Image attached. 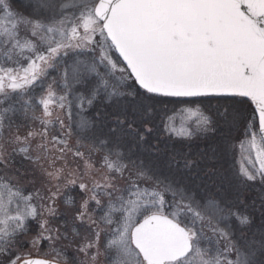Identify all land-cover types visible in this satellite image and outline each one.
Wrapping results in <instances>:
<instances>
[{
  "label": "snow or ice",
  "instance_id": "snow-or-ice-1",
  "mask_svg": "<svg viewBox=\"0 0 264 264\" xmlns=\"http://www.w3.org/2000/svg\"><path fill=\"white\" fill-rule=\"evenodd\" d=\"M22 8L13 12L9 0H0V105L13 93L19 95V107H0V141L18 113L22 121H39L42 128L29 127L20 135L25 125H16V134L7 141L16 146L13 155L23 158L20 168L10 167L15 161L0 143V168L17 178L13 183L7 171L0 176V264H56L29 258L19 248L30 220L38 225L34 246L61 239L59 229L44 218L56 216L61 185L55 184L56 191L49 189L44 197L39 191L25 195L18 181L35 172L24 168V161L41 167L49 182L62 178V168L49 171L41 160L50 157L52 148L61 153L56 158L63 159L70 150L73 124L82 139L92 141L93 151H103L102 167L108 173L91 187L71 173L65 178L64 187L78 186L86 194L70 209L73 220L96 225L78 242L76 250L84 257L78 264H96L100 223L112 226L104 245L109 264H264V190L258 204L257 199H244L249 182L264 183V0H26ZM21 26L38 38L39 46L21 36ZM69 51L75 53L71 64L64 59ZM22 60L28 61L26 67ZM49 69L59 71V78L45 85L41 77L48 76ZM33 86L42 90L38 97L30 93ZM224 97L247 98L254 105L251 121L258 133L250 127L246 134L259 166L242 168L233 190L218 188L221 199L209 197L201 203L184 177L198 169L201 160L210 163L216 148L198 159L170 151L159 139L154 117L162 98H206L212 115L199 106L186 110L194 117V130L177 129L172 117L163 130L187 138L222 130L226 138L244 117L234 105L221 111L211 104ZM38 109L41 115H36ZM56 110L72 123L66 126L55 116V124L67 130L64 139L52 136L50 148L49 126H54ZM89 111L91 116H85ZM36 137L41 142L33 150ZM74 155L83 157L79 150ZM125 172L127 187L120 189L115 182L125 179ZM213 174L206 168L205 175ZM90 201L95 209L90 210ZM65 203L73 205L72 198ZM96 209L102 212L99 222L92 215ZM254 214L260 217L259 227H254ZM232 219L238 222L235 229Z\"/></svg>",
  "mask_w": 264,
  "mask_h": 264
},
{
  "label": "trees",
  "instance_id": "trees-1",
  "mask_svg": "<svg viewBox=\"0 0 264 264\" xmlns=\"http://www.w3.org/2000/svg\"><path fill=\"white\" fill-rule=\"evenodd\" d=\"M13 5L15 8V12L17 11H24L22 8V3L20 0H13ZM27 15V12H25ZM24 29L21 26V30ZM25 35L23 34L22 37ZM28 38L33 39V37L28 34ZM48 71H51L49 69ZM59 74V72H58ZM59 77V76H58ZM41 82V81H40ZM40 84V83H39ZM40 87H37L35 91L40 92ZM41 93V92H40ZM19 96L17 94H12V99L10 101H6L4 105H0V107H6L9 103L16 104L17 107H19V104L17 103V100ZM164 100V103L160 106L161 110L155 115L154 122L160 129L159 139L164 141L167 145L169 150H178L183 153H186L190 159H198L200 154L202 153H208L211 155V148H216V153L214 159L208 163L206 161L201 160L200 161V167L198 169H193L190 173H187L185 175V179L187 180L188 186L193 188L197 192V199L203 203L207 198L211 197L214 199H221V192L218 191L219 189H226V190H233V185L237 183V173L238 170L235 165V159L232 154L233 150V144L237 140L241 138L243 135V132L248 129L247 124H252L251 117L255 115L253 109L254 105L250 101L247 100V98L243 97H224V98H218V99H212L211 104L213 106H219V109H222L223 107H227L229 105H226L230 103V105H234L236 108L240 109L242 111L244 119H242L235 128L231 129L227 137L225 138L224 135H222V130H218L217 133L214 134H208V136H204L202 134L199 135H193L190 138H182V139H175L169 136L167 133L163 130V121L166 120L165 116H163L166 109H170L171 105H175L179 107L182 106H192L197 107L199 106L202 111H204L206 114L209 111L208 108V101L206 98H162ZM180 100H188V101H195V102H187V103H181L178 102ZM237 101H243V103H237ZM167 106V107H166ZM42 109L40 111L36 112V115H41ZM59 115L62 119H64L65 125L68 123L65 121L67 119L64 117L63 113L59 110H56L54 113V116L51 118L55 124V116ZM89 117L91 116V112H88ZM167 115V114H166ZM12 120L14 121V124L9 130L7 127L4 131V140L0 141V143H5L6 151L9 155L12 156V160L14 161L15 157H19L23 159L20 155H13V148L16 147L15 145H12L10 143H7L13 135L16 134V125L24 124V127H21L20 129V135H24L29 127L33 130L40 131L42 126L40 122L36 121H22L20 118V114L12 117ZM59 132L49 131V147L52 148V136L53 135H59L60 139L64 138V130H61L60 127H58ZM88 135V133L86 134ZM168 135V136H167ZM82 139V138H81ZM85 141L79 142L78 139L71 134L70 137H68V148L70 150L63 153V156H66L68 158L77 159L79 161L85 162V164L88 165L86 168L89 171V175H91V178L93 180H102L103 177L108 174L107 169L102 167L103 165V152L101 151H93L92 150V141L89 139H82ZM40 137H36L31 141V145L33 150H35L36 144L40 143ZM163 147V144L161 145ZM226 149V150H225ZM79 150L83 153V157H77L74 155V152ZM35 152V151H34ZM58 151L55 148H52L51 155L48 159H42L41 165H45V167H48L53 164L55 159V153ZM34 155V154H33ZM61 155V153H60ZM17 158V160H20ZM44 162V163H43ZM21 163V162H20ZM90 165V166H89ZM206 168H211L213 170V175H205ZM161 172L166 173V169H161ZM129 175L128 172H125V179H118L115 183L120 189H124L127 187V176ZM140 183L143 185L145 182L140 181ZM92 185V183H91ZM48 187V184H47ZM50 188V187H49ZM77 191H79V188H76ZM261 190H264V185H258L255 182H250L248 189L244 193V199L246 202H250L253 199H257ZM34 188H32L31 192H34ZM82 195L79 197V201H81ZM103 203L106 201V198L102 199ZM258 204V199H257ZM93 207H95V204L93 202ZM255 221H254V227L260 226V217L258 214H254ZM207 230L208 234V228H205ZM35 253H31V256L37 257L39 255V251L35 250ZM30 253V252H29Z\"/></svg>",
  "mask_w": 264,
  "mask_h": 264
},
{
  "label": "rangeland",
  "instance_id": "rangeland-1",
  "mask_svg": "<svg viewBox=\"0 0 264 264\" xmlns=\"http://www.w3.org/2000/svg\"><path fill=\"white\" fill-rule=\"evenodd\" d=\"M13 0H9V3L11 5V10L13 12H15V8L13 5ZM22 3H20L21 5H23L26 0H20ZM69 13L71 11H73L72 9H68L67 10ZM3 13H0V16H2ZM28 36V34H30L26 29H22L21 30V36L22 35ZM33 40H35L39 46V40L36 37H33ZM25 55H30V53H25ZM75 55V53L69 51V55L68 57H65V62L67 64H71L72 63V57ZM81 59H85L86 57L81 56ZM113 58L116 59L118 58V55L116 53H114ZM21 64L23 66H27L28 61L27 60H22ZM7 66H12L14 67L15 65L9 63ZM59 71L57 70H51L49 71V75L48 76H44L41 77V81L44 82V84L46 85L48 82L51 81L52 77H57V79L59 78ZM39 83H41L40 81L37 82V85H39ZM37 87L39 86H33V88L30 90V93L33 97H38L41 93V89L40 92L35 91L37 89ZM16 94V93H13ZM18 95V94H17ZM19 96V95H18ZM19 98V97H18ZM28 97L25 96L24 99H27ZM226 105H230V103L226 104ZM167 107V106H166ZM178 106L175 105H171L170 109H166L163 116H165L166 120L163 121V125L164 123H166L168 121V117H172L173 118V123L174 126L177 129H180L182 126L189 128V129H195V124L193 123V119L194 117L190 116L189 113L186 111L187 109H193L195 110L197 107H192V106H182L177 108ZM216 108H219V106H215ZM41 109H38L37 111H40ZM202 110V109H201ZM221 111H223V108L220 109ZM75 111V109H74ZM204 112V111H203ZM205 113V112H204ZM206 114V113H205ZM206 115H212L211 111H208ZM85 116H88V112L85 113ZM31 121V120H30ZM65 121L68 123L67 125H69L70 123H72L71 121H69L68 119H65ZM38 122V121H36ZM66 125V126H67ZM255 125H258V121L255 122ZM59 125H54V126H49L50 131H54V132H59L58 130ZM248 129H246L245 132H243V135L241 136V138L237 141L234 142L233 144V150H232V154L233 157L235 159V165L236 168L238 170V172L242 169V168H251L253 163L256 164V167L259 166V163L257 161L253 160V157L255 155V150L250 148V140L251 137L248 136L246 133L249 130V128L251 127L252 131H255L258 133V126H254V123L247 124ZM72 134L78 139L79 142L81 141H85L82 140V135L78 134V130L75 126V124H73V128H72ZM87 133H83V135L86 136ZM57 135V134H56ZM194 135H199V133H194ZM168 136V135H167ZM172 138L175 139H182V138H187V137H181V136H176V135H172ZM62 139V138H61ZM64 139V138H63ZM259 139V138H258ZM103 152V151H101ZM33 154L36 155V152L33 151ZM104 154V153H103ZM17 158L19 157H15L14 161L15 163L12 164L10 167L11 168H20L21 167V161L23 159L19 158L20 160H17ZM42 161V160H41ZM44 163V162H43ZM42 164V163H41ZM43 167V166H42ZM61 167L64 170V174L62 176V178L59 181H48V178L44 175L43 171L41 170V167L36 166L34 164H30L27 161H24V168L27 169H35L34 174L32 172H29V179L28 180H23V181H18L19 186L21 187L23 193L25 195H28L29 193H33L32 188H34V192L36 191H48L49 189H51L52 191H56V188L54 187L55 184L59 183L61 185V190L62 188H64V184L66 183L65 178L69 177V173L72 174V176H77L78 174H84V167L81 166V163H79V160L77 159H72V158H68L66 156H63V160L61 163ZM24 168H21V171H24ZM45 168V167H43ZM46 169H48L49 171H52V167L51 165L46 167ZM8 172V175L11 176L13 178V183H17V178L14 176V173L10 170H5L0 168V176H3L5 172ZM256 184H262L264 185V183H261V181L259 179H257L256 181H254ZM250 183V182H249ZM48 184V187H47ZM50 187V188H49ZM49 192V191H48ZM36 201L34 200L33 203H35ZM97 211H94V218L99 222V218L102 215L101 213H96ZM72 213V212H71ZM69 215L68 213L65 212V219H63L62 223H61V237L63 238L64 234L67 235V239L63 238L62 239V243L65 245L66 243L68 245L71 246H76L74 249H77V245L78 242L82 239L83 236L89 235V232L87 231L88 228H95L96 225H93V227L89 226L85 223H81L80 221H75L73 220V216L71 218V215H69V218L67 217V215ZM64 215L62 217H64ZM230 224H232L233 228H236L237 225V221H235L234 219L229 221ZM221 227H224V224L221 223L220 225ZM112 226H108L106 227L103 223L99 224V228L101 230V232L103 231L105 233L104 239H100V244L103 243L105 245L106 243V233L110 232ZM73 229L76 230V232L80 233V236L75 235V233L73 232ZM209 230V229H208ZM38 231V225L36 224L35 221H29V231L27 235H24L21 237V242H22V247L19 248V251L23 254H26L27 256H31V253H35L34 251L37 250L39 251V248H41L40 250V254H44L47 257H55V258H59V259H65L66 257H68V253L64 252L63 250L58 249V247H55V241L51 242V245L49 244L50 242L45 240L46 244L44 247H40V243L36 244L35 246L32 244V239L33 237L36 235ZM205 232L207 234V230L205 229ZM238 234V233H237ZM207 235H211L210 230L208 231ZM65 247H62L61 249H63ZM55 250V251H54ZM30 252V253H29ZM59 252L60 256L57 257L56 253ZM70 253H73L72 251ZM77 254H80L77 252ZM107 258H108V254H107ZM67 259V258H66ZM106 264H109V261L107 260Z\"/></svg>",
  "mask_w": 264,
  "mask_h": 264
},
{
  "label": "flooded vegetation",
  "instance_id": "flooded-vegetation-1",
  "mask_svg": "<svg viewBox=\"0 0 264 264\" xmlns=\"http://www.w3.org/2000/svg\"><path fill=\"white\" fill-rule=\"evenodd\" d=\"M60 156V153L57 152L55 153V159L53 164L51 165L52 170L53 167L56 169H60L61 167V163L63 159H57L56 157ZM79 163H81V166L84 167V174H78L77 176H74L78 183L79 182H84L87 183L89 185V187H91V183H92V178L91 175H89V171L86 169L88 167L87 164H85V162L83 161H79ZM43 167H45V165L43 164ZM46 168V167H45ZM63 169V168H62ZM76 188H78V186H69V187H64L62 188V190L60 189V192L58 194L57 200H56V208H57V214L55 217L52 216H45V219H48L49 221V226L55 229H59V233L61 232V223L63 221V219H65V212L66 213H70L69 215H71V218L74 214L73 210L70 209H74L75 206H78L79 203L81 201H79V197L82 195V198H86V194L81 192L80 189L79 191L76 190ZM42 196L47 197L49 195L48 191H41L40 192ZM71 197L73 200V205H68L65 203V200ZM104 199V198H103ZM45 203L47 202L46 200L44 201ZM103 204V201H102ZM89 208L90 210L95 209V207H93V202L90 201L89 202ZM96 213H101L99 209H96ZM72 212V213H71ZM94 214V211L92 212V215ZM64 215V217H62ZM67 215V214H66ZM69 215H67V217L69 218ZM94 218V215H93ZM87 225L93 227V225H90L86 222ZM105 236V233L102 231L101 232V237L103 238ZM62 237L59 240L55 241V247H58V249L63 250L64 252L68 253V257H66L67 259V264H74V262H76V264H78L79 260L84 259L82 254H77V250L74 249L76 246H71L68 245L67 243L64 245L62 243ZM46 244L45 240L41 241L40 246L44 247ZM50 244V243H49ZM62 247H65L63 249H61ZM73 253H70V252ZM39 259H47L50 261H55L56 264H65V259H59V258H55V257H47L44 254H41ZM107 256L105 255V251H104V244L101 243V254L100 256L97 258L96 260V264H106V260H107Z\"/></svg>",
  "mask_w": 264,
  "mask_h": 264
},
{
  "label": "water",
  "instance_id": "water-1",
  "mask_svg": "<svg viewBox=\"0 0 264 264\" xmlns=\"http://www.w3.org/2000/svg\"><path fill=\"white\" fill-rule=\"evenodd\" d=\"M118 54V53H117Z\"/></svg>",
  "mask_w": 264,
  "mask_h": 264
}]
</instances>
